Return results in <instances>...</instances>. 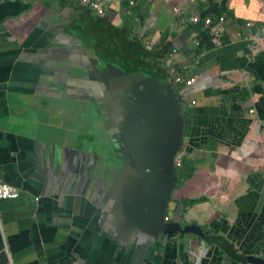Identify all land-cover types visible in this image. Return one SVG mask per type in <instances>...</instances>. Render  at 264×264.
<instances>
[{"label": "crops", "instance_id": "obj_1", "mask_svg": "<svg viewBox=\"0 0 264 264\" xmlns=\"http://www.w3.org/2000/svg\"><path fill=\"white\" fill-rule=\"evenodd\" d=\"M99 1L104 15L78 0L0 3V176L19 190L0 201V264L264 260V0ZM131 38L184 103L186 175L165 217L204 237H148L104 201V180L89 188L102 149L79 96L93 101L96 58L124 66Z\"/></svg>", "mask_w": 264, "mask_h": 264}, {"label": "water", "instance_id": "obj_2", "mask_svg": "<svg viewBox=\"0 0 264 264\" xmlns=\"http://www.w3.org/2000/svg\"><path fill=\"white\" fill-rule=\"evenodd\" d=\"M132 42V51L128 50L125 58L129 53V64H103L96 58L94 71L100 87L95 90L93 101H83L96 108L92 109L89 129L94 130L95 136L99 134L97 116L111 141L116 142L114 156L120 154L121 165L111 177L104 201L119 200L116 209L148 237L163 234L171 238L177 233L204 237L198 226L166 220L177 184L175 159L185 131L184 103L177 87L165 84L161 75L149 74V59ZM115 157L104 163L113 162ZM104 163L102 172L108 168ZM101 180L104 177L89 182V188L94 190ZM250 261L264 264L261 258Z\"/></svg>", "mask_w": 264, "mask_h": 264}, {"label": "flooded vegetation", "instance_id": "obj_3", "mask_svg": "<svg viewBox=\"0 0 264 264\" xmlns=\"http://www.w3.org/2000/svg\"><path fill=\"white\" fill-rule=\"evenodd\" d=\"M86 76L90 77L91 75L86 74L85 77ZM79 99L82 100V101H87L88 100L87 96L84 95V94H81L79 96ZM91 117H92V115H91ZM96 118H97L98 121H100L97 116H96ZM99 131H100L99 134L97 136H95L96 134L94 133V130L92 128L89 129L90 134L93 135L91 137H93L94 140H96V143H97L95 149L97 151L100 148L103 149V150L102 151L100 150L98 154H94L95 155V157L93 158L94 163L92 164V166L90 164V166L88 167L89 169L87 168L88 171H87V169H85V172L88 173L89 171H91L93 165L95 166V168L98 167L96 169L94 168L93 172L95 173V170H98L99 176H101V173H102L101 177H104V185L107 188L112 183L111 177H112L113 173L116 171V168H118L119 165H121L120 163L118 164V160L120 158V154L116 153V156L118 158L114 156L115 154L113 153V151L114 152L117 151V149L114 147V144H116V142H112L111 141V137H109L108 133L106 131H103L102 128L99 127ZM104 135H106V136H104ZM100 143L102 145H100ZM96 157H100L99 161H97ZM111 157H115L116 159L113 162H111V163H104V160H105V162H107L106 159L111 158ZM102 163H104V167L106 165L108 166V168L104 172H102ZM100 170H101V173H100ZM98 173H95V174H98ZM95 174L92 177H95Z\"/></svg>", "mask_w": 264, "mask_h": 264}, {"label": "built area", "instance_id": "obj_4", "mask_svg": "<svg viewBox=\"0 0 264 264\" xmlns=\"http://www.w3.org/2000/svg\"><path fill=\"white\" fill-rule=\"evenodd\" d=\"M6 1L14 2V1H28V0H0V3L6 2ZM78 1L87 6H90L99 15H104L106 13L104 10V5L99 0H78ZM112 1L117 2L118 0H112ZM134 4L135 3L132 1L131 5H134ZM194 21L199 22L200 19L195 18ZM206 23L210 25L213 23V21L212 19L209 18L206 20ZM196 82H197L196 78H185L184 76L180 74H177L175 76V83L181 87H186V86L190 87V86H193ZM196 103L197 102L194 101V104ZM176 165L179 166L180 163L176 162ZM18 195H19V190L17 188H14L10 184L6 183L0 176V201L1 200H13V199H16ZM168 219L169 218L167 217L166 220Z\"/></svg>", "mask_w": 264, "mask_h": 264}, {"label": "trees", "instance_id": "obj_5", "mask_svg": "<svg viewBox=\"0 0 264 264\" xmlns=\"http://www.w3.org/2000/svg\"><path fill=\"white\" fill-rule=\"evenodd\" d=\"M128 33H130V32H128ZM130 41H131V43H133L132 41V38L130 39ZM129 41V42H130ZM134 43H135V41H134ZM128 47V46H127ZM127 47H126V49H127ZM127 51H128V49H127ZM127 53V52H126ZM142 53H144V52H142ZM119 58H121V59H124V58H126V54L124 55V56H121V57H119ZM130 58H131V56H129V53L127 54V63L129 64L130 63ZM136 61H137V59H136ZM186 175V173H179L178 171H176V178H177V182H179V181H181V179L184 177Z\"/></svg>", "mask_w": 264, "mask_h": 264}, {"label": "rangeland", "instance_id": "obj_6", "mask_svg": "<svg viewBox=\"0 0 264 264\" xmlns=\"http://www.w3.org/2000/svg\"><path fill=\"white\" fill-rule=\"evenodd\" d=\"M103 150V149H102ZM179 169V168H178ZM177 168H176V170H178ZM181 169V168H180ZM168 210V209H167ZM167 212V211H166Z\"/></svg>", "mask_w": 264, "mask_h": 264}]
</instances>
